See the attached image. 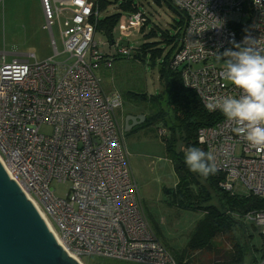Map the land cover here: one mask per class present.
Segmentation results:
<instances>
[{
    "label": "built area",
    "instance_id": "built-area-1",
    "mask_svg": "<svg viewBox=\"0 0 264 264\" xmlns=\"http://www.w3.org/2000/svg\"><path fill=\"white\" fill-rule=\"evenodd\" d=\"M101 0H41L54 57L7 59L0 53V160L35 203L70 255L106 257L137 264H180L153 232L142 208L124 135L117 118L123 97L107 92L97 71L111 69L116 57L132 49L115 40L111 49L96 42ZM187 17L181 47L171 62L187 89L209 108L241 91L213 64L235 44L264 52V0H169ZM138 35L148 24L143 13L130 17ZM58 24L69 59L57 62ZM34 62V63H32ZM44 126L52 127L51 135ZM226 118L201 128L198 143L214 156L219 187L233 196L264 199V146H252ZM160 138L167 136L159 130ZM70 183L67 198L51 188ZM237 187L248 191L238 195ZM264 228V209L240 216ZM264 235V230L263 234Z\"/></svg>",
    "mask_w": 264,
    "mask_h": 264
},
{
    "label": "rangeland",
    "instance_id": "rangeland-1",
    "mask_svg": "<svg viewBox=\"0 0 264 264\" xmlns=\"http://www.w3.org/2000/svg\"><path fill=\"white\" fill-rule=\"evenodd\" d=\"M104 1L115 3L122 0ZM134 1L140 12L148 19V24L138 35L131 33L126 37L122 36L121 25L131 32L130 17L133 13L122 11L120 3L111 5L107 11L101 12L100 19L115 14L121 15L119 25L113 34L114 40L120 41L122 47H130L132 52L129 58L116 57L111 69L102 68L97 73L103 80L107 92L117 91L123 97V108L117 112V118L124 135L130 166L136 176L142 208L157 238L176 257L186 249L196 222L204 214V211L189 212L175 207L174 192L182 179L176 172L175 165L166 158L167 143L165 138L160 139L158 133L165 126L158 116H164L165 122L170 126L175 121V114L168 105L167 80L161 72L162 63L171 54L173 46L166 41L168 38L163 36L168 33L172 38L178 36V25L182 17L165 0ZM44 26L43 11L35 0H0V53H6L9 61L28 55L35 56V59L31 60L40 63L51 59L54 57V49L49 32ZM53 30L57 49L61 54L56 61L64 62L69 56L64 54V44L58 24ZM153 32L157 33V37ZM95 41L107 44L104 47L105 51L112 50L111 42L103 32L97 31ZM144 45L150 47L142 57L136 58L135 55ZM155 50H161L163 54L154 58ZM213 64L226 67L218 60ZM131 95L138 96L135 99ZM141 95H146L147 99L139 97ZM131 114L143 115L146 120L133 130L126 131L124 122ZM42 132L51 135L53 129L44 126ZM176 143L177 151L184 150L185 144L182 140ZM193 175L200 185L208 187L212 197L210 204L219 205L216 194L209 188L205 179L197 174L193 173ZM70 187V183H59L57 180L51 184L53 192L59 198H67ZM167 189L172 191L173 195L168 196ZM236 193L247 195L248 191L237 187ZM238 220L240 224L233 233L219 236L214 241L213 245L221 252L220 254L208 251L192 253V264L226 263L227 256L233 251L236 241L246 243L252 250L251 264H264V235H262L264 228L254 222L245 221L243 217ZM83 261L85 264H137L106 257H87ZM246 264H249V261Z\"/></svg>",
    "mask_w": 264,
    "mask_h": 264
},
{
    "label": "trees",
    "instance_id": "trees-1",
    "mask_svg": "<svg viewBox=\"0 0 264 264\" xmlns=\"http://www.w3.org/2000/svg\"><path fill=\"white\" fill-rule=\"evenodd\" d=\"M165 1H167L182 17L178 25V36L172 38L169 37V33L165 34L166 32H164L165 36L163 37H167L168 40L166 41L173 47L171 54L161 66L162 76L166 78L168 84V105L175 114V121L172 125L169 126L167 123L165 124V126H169L171 132V137L165 139L167 142L168 156L173 162L178 161L182 165V169H187L184 171L187 174L186 177L181 178L182 180H180L176 192H174L176 198L174 204L176 205L175 207L189 212L193 210L204 211L203 217L196 222L190 234L186 249H184L180 256H176L180 264H192V253L208 251L220 254L221 252L215 249L213 245L214 241L219 236L221 237L233 233L240 224L238 220L241 218L240 216L250 211H260L264 209V199L253 196H233L230 193L222 191L219 187L222 176L215 173L204 178L209 188L216 194L219 202V205L210 204L212 197L211 193L208 191V187L206 188L200 185L197 181L198 179L194 177L193 173L188 170L187 166L184 164V154L189 147L195 146L205 151L198 143L199 130L204 127L214 126L225 117L222 112L209 114L202 106L196 93L185 87L181 74L171 69V62L181 47V41L187 25V17L183 12L175 8L169 0ZM119 3L121 4V10L124 12L133 14L141 13L134 0H122L121 2L115 3L101 0L99 3L100 11H107L109 6ZM120 19V14L100 19L97 31L103 32L109 39V42L113 43V34L119 25ZM154 36L157 37L156 32ZM148 47L150 46L144 45L135 57H142L144 52L148 50ZM162 54L163 51L155 50L154 58ZM130 56L120 55L119 57L129 58ZM131 96L136 99L138 95ZM139 97L147 99L146 95H141ZM158 118L165 121L164 116H158ZM180 140L184 142L185 148L182 151H177L176 142ZM166 193L168 196L173 195L172 191L168 189ZM250 252L252 253V250L246 243L236 241L233 251L227 256V262L224 264H246L247 261L251 264L252 256Z\"/></svg>",
    "mask_w": 264,
    "mask_h": 264
},
{
    "label": "water",
    "instance_id": "water-1",
    "mask_svg": "<svg viewBox=\"0 0 264 264\" xmlns=\"http://www.w3.org/2000/svg\"><path fill=\"white\" fill-rule=\"evenodd\" d=\"M146 118L129 115L126 131ZM181 178L182 165L174 162ZM0 264H83L65 249L47 220L0 160Z\"/></svg>",
    "mask_w": 264,
    "mask_h": 264
},
{
    "label": "clouds",
    "instance_id": "clouds-1",
    "mask_svg": "<svg viewBox=\"0 0 264 264\" xmlns=\"http://www.w3.org/2000/svg\"><path fill=\"white\" fill-rule=\"evenodd\" d=\"M235 44L237 50H226L221 57L226 65L224 75L241 91L238 97H224L209 108H219L224 117L234 121L237 133L244 134L252 146H264V52L247 44ZM211 151L189 147L184 154V164L194 174L207 178L215 174Z\"/></svg>",
    "mask_w": 264,
    "mask_h": 264
},
{
    "label": "crops",
    "instance_id": "crops-1",
    "mask_svg": "<svg viewBox=\"0 0 264 264\" xmlns=\"http://www.w3.org/2000/svg\"><path fill=\"white\" fill-rule=\"evenodd\" d=\"M35 3H37L40 7H41V9H42V5H41V0H35ZM43 11V10H42ZM115 41V40H114ZM112 44V43H111ZM107 46V45H106ZM163 121V120H162ZM164 122V125L167 123V122H165V121H163ZM124 124H125V122H124ZM170 126V125H169ZM169 126L167 127V126H164L163 127V129H166L168 132H167V136L165 137V139H167V138H170L171 137V132H170V130H169ZM161 139V138H160ZM166 142V141H165ZM167 143V142H166ZM167 145V144H166ZM164 146H165V144H164ZM166 148V158L171 162V163H173L174 164V162L169 158V156H168V152H167V146L165 147ZM132 170V169H131ZM133 172V171H132ZM133 174H134V172H133ZM134 176H135V174H134ZM135 178H136V176H135ZM184 251V249L182 250V252Z\"/></svg>",
    "mask_w": 264,
    "mask_h": 264
},
{
    "label": "flooded vegetation",
    "instance_id": "flooded-vegetation-1",
    "mask_svg": "<svg viewBox=\"0 0 264 264\" xmlns=\"http://www.w3.org/2000/svg\"><path fill=\"white\" fill-rule=\"evenodd\" d=\"M132 115H136V114H132ZM138 116V115H137Z\"/></svg>",
    "mask_w": 264,
    "mask_h": 264
}]
</instances>
